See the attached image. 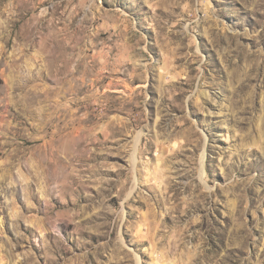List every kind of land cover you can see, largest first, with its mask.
<instances>
[{
  "label": "rangeland",
  "instance_id": "1",
  "mask_svg": "<svg viewBox=\"0 0 264 264\" xmlns=\"http://www.w3.org/2000/svg\"><path fill=\"white\" fill-rule=\"evenodd\" d=\"M0 264H264V0H0Z\"/></svg>",
  "mask_w": 264,
  "mask_h": 264
}]
</instances>
